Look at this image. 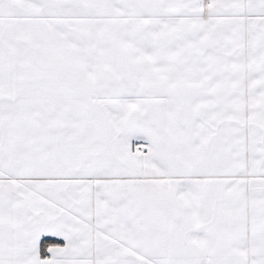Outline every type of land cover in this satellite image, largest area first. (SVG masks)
<instances>
[{
    "label": "snow or ice",
    "instance_id": "obj_1",
    "mask_svg": "<svg viewBox=\"0 0 264 264\" xmlns=\"http://www.w3.org/2000/svg\"><path fill=\"white\" fill-rule=\"evenodd\" d=\"M0 264H264V0H0Z\"/></svg>",
    "mask_w": 264,
    "mask_h": 264
}]
</instances>
